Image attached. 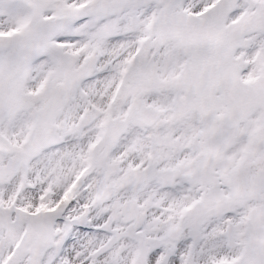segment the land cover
Segmentation results:
<instances>
[{"label":"snow or ice","instance_id":"obj_1","mask_svg":"<svg viewBox=\"0 0 264 264\" xmlns=\"http://www.w3.org/2000/svg\"><path fill=\"white\" fill-rule=\"evenodd\" d=\"M0 264H264V0H0Z\"/></svg>","mask_w":264,"mask_h":264}]
</instances>
